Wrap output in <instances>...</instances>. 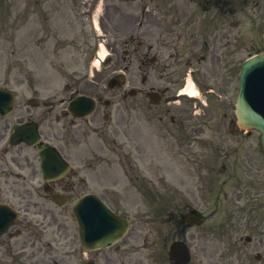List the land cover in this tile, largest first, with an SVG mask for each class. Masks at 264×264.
I'll return each mask as SVG.
<instances>
[{"label": "rangeland", "instance_id": "374dc122", "mask_svg": "<svg viewBox=\"0 0 264 264\" xmlns=\"http://www.w3.org/2000/svg\"><path fill=\"white\" fill-rule=\"evenodd\" d=\"M25 3L26 0H0V6L4 8V16L0 15V85H6L7 79L12 78L14 72H16L14 68L10 71L9 66L12 64L25 63L29 65L34 79L38 80L40 78L46 82L48 77L51 79H59L56 75L60 71L58 70L60 64L68 63L73 65L78 63L70 54L58 56L54 53L51 49L53 40L49 42L47 49H42L37 45L39 35H42L39 32L41 29H37L41 25L39 24L40 20L33 15L31 21H25ZM126 23L128 27L133 26V19ZM14 37L17 39H13ZM27 41L28 43H26ZM41 57L42 61L40 63L39 60ZM65 73H70V71ZM60 79L64 81L65 76H60ZM134 79L135 77L131 72L129 74V84L133 85ZM45 85L48 87V94L53 90L54 85ZM211 186L212 184L206 186L208 191L211 190ZM212 241L217 240L212 239Z\"/></svg>", "mask_w": 264, "mask_h": 264}, {"label": "flooded vegetation", "instance_id": "af4514ba", "mask_svg": "<svg viewBox=\"0 0 264 264\" xmlns=\"http://www.w3.org/2000/svg\"><path fill=\"white\" fill-rule=\"evenodd\" d=\"M26 161L29 165L28 157H26ZM91 175L93 176L92 172ZM113 180L116 181L117 178L114 177ZM183 210L184 208L180 209L174 206L166 209L156 210L152 220L153 222L160 224L159 232H157L149 242H146V245H149L152 252V264H173L162 256V253L167 247L168 243L174 241L175 239H185L187 236L194 237V235H191L188 232V223L184 220ZM165 211H167L166 218L163 217ZM136 239L137 236L135 233H133L130 239H125L123 242L129 248H132L136 246ZM203 250V247H199V264L201 263L200 254ZM90 258L93 264L96 262L99 264H140L141 262L134 256H129V258H127L126 250H112L111 248L92 251L90 252Z\"/></svg>", "mask_w": 264, "mask_h": 264}, {"label": "water", "instance_id": "95a60500", "mask_svg": "<svg viewBox=\"0 0 264 264\" xmlns=\"http://www.w3.org/2000/svg\"><path fill=\"white\" fill-rule=\"evenodd\" d=\"M244 117L246 119V121L250 122V123H253V124H256L260 127H263V124L261 122V120L257 119L256 117L252 116L248 110L245 108L244 110Z\"/></svg>", "mask_w": 264, "mask_h": 264}]
</instances>
